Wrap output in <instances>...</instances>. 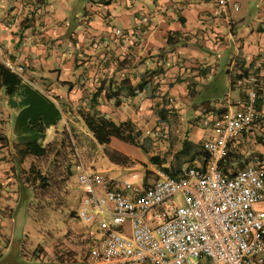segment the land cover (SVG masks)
<instances>
[{"label":"crops","instance_id":"1","mask_svg":"<svg viewBox=\"0 0 264 264\" xmlns=\"http://www.w3.org/2000/svg\"><path fill=\"white\" fill-rule=\"evenodd\" d=\"M0 55L53 104L44 143L61 135L73 138L71 127L85 126L79 111L92 109L114 122L129 119L146 134L164 126L160 120L148 121L164 101L183 127L189 120L183 113L197 112L191 119L195 124L223 108L226 94L241 97L249 81L231 83V77L258 67L263 75L257 81L263 89L259 117L231 142L228 152L241 158L255 154V161L264 165V145L258 140L262 136L264 141V0H228L226 8L217 0H0ZM140 84L142 90L130 96V88ZM120 87L119 96L107 97ZM201 88V98L189 94ZM17 113L0 87V223L2 216L12 217L17 210L18 175L25 165L16 150L21 132L14 128ZM190 130L186 128L182 138L204 144L216 136L209 128L208 134L193 139ZM177 137L167 140L168 147ZM108 147L133 158L137 154V147L117 138H111ZM226 158L223 170L230 175L239 169V161ZM150 168L139 185L150 182ZM255 208L264 211V197ZM75 231L80 241L68 245L77 252L68 262L58 263L52 249H45L35 254L36 264H85L81 243L97 237L88 234V228Z\"/></svg>","mask_w":264,"mask_h":264},{"label":"built area","instance_id":"2","mask_svg":"<svg viewBox=\"0 0 264 264\" xmlns=\"http://www.w3.org/2000/svg\"><path fill=\"white\" fill-rule=\"evenodd\" d=\"M217 3L228 7V0ZM248 81L241 97L225 95L219 116L201 117L216 133L204 143V166L171 175L152 164L153 180L139 185L114 182L78 159L84 196L77 216L102 232L89 243L85 264H264V211L255 208L264 197V165L249 163L230 175L223 170L231 142L259 117L255 79Z\"/></svg>","mask_w":264,"mask_h":264},{"label":"rangeland","instance_id":"3","mask_svg":"<svg viewBox=\"0 0 264 264\" xmlns=\"http://www.w3.org/2000/svg\"><path fill=\"white\" fill-rule=\"evenodd\" d=\"M172 113L173 123L175 122L183 129L178 132V139L172 140L173 143L171 142L172 144L168 147L166 142L161 141V138L156 139L157 135L161 133H157L153 128L150 133L142 135H147L153 140L148 153L137 147V154L134 155V158L125 156L117 150H111L108 145L96 142L83 124L72 126L73 138L68 135L65 137L64 146H59V155L55 162L51 161V157L34 162L49 177L50 180L47 184L44 181H37L32 182V185H24L30 194L26 193L23 197L22 185L25 183L26 175L20 174L21 187L18 188V195L21 200L18 202L17 210L12 217L2 216L1 218L0 264H36L35 254L37 252L41 254L45 252V249L48 251L52 249L58 263H61L62 259L68 262L69 256L77 254L68 246L80 241L76 238L78 236L75 233L77 228H88V234L92 231L95 237H100L102 232L97 229V225L93 221L87 223L79 220L77 216L83 192L77 184V171H73L72 175L68 176L69 172L65 169L66 164L69 163L72 170L74 163L80 159L88 170L100 172L114 182L128 178L139 184L145 176L144 169L152 166L149 156L165 151L167 154L163 155H166V166L171 160L172 154L177 151L182 136H185L186 128L191 129L188 134L193 139L196 135L209 133L210 127L202 125L201 117L197 123H192L193 116L199 115L197 112L186 110L183 113L184 120L191 121V123L189 120L185 121L184 127L181 126L182 123H179L177 113L174 110ZM148 121L156 123L157 118L153 113H150ZM62 153L64 154L62 155ZM29 161L31 160H27L25 165H28ZM117 162L125 166V169L122 170ZM190 165L200 164L185 163L180 169ZM132 172L136 173V178H131ZM148 180L152 181L153 176L149 175ZM175 199L177 203H181L179 195H175ZM90 242L91 236L81 243L80 258L82 260L85 259ZM47 261L50 262V259Z\"/></svg>","mask_w":264,"mask_h":264},{"label":"trees","instance_id":"4","mask_svg":"<svg viewBox=\"0 0 264 264\" xmlns=\"http://www.w3.org/2000/svg\"><path fill=\"white\" fill-rule=\"evenodd\" d=\"M36 1L40 2L41 0ZM168 41L170 42V37H168ZM259 70L260 69H258V67L253 70H248L247 68H245L237 72L233 77H231V83L249 80L250 76L254 77L255 89L257 92V109L263 103V89L260 88L259 82H257L260 81L263 76H260L258 72ZM0 87L3 88V91L8 98V104L11 107H16L18 110V113L15 118L14 128L17 130H21L19 134L20 139L16 143L17 155L19 156L20 160L19 163H21L23 160H25V163L27 160H31L29 161L28 165H24V167L21 168L18 175V188L21 187L20 174L26 175V179L24 181L25 183L22 182V195L23 197H25L24 195L26 193H29L27 192L28 188L25 187L26 185H32V182L37 181H44V183L47 184L50 180L48 179L49 177H47V174L45 172L43 173L41 171V168L36 166V164L34 163L35 160H46L47 158L51 157V161L55 162L56 157L59 155V146H64V140L67 136L61 135L59 139L57 138L48 143L43 142L45 138V130L47 126H49L48 122H50L51 120L49 118V113L53 108V104L49 102V100H47L44 95L34 89L31 85L24 82L22 76L17 71L9 67L2 60L1 55ZM141 90L142 84L130 88L128 94L132 96ZM203 91L204 90H202V88L199 91H194V89H191V91L189 90V94L192 96H195L197 94L201 95L203 94ZM120 92L121 87L114 90L113 93L107 94V97L119 96V94H121ZM218 96L221 95L218 94ZM201 97L202 95L200 96V98ZM167 104L168 103L163 101V105L161 107L153 110V114L156 116L157 120L165 122L164 126L160 127L157 131V133L161 134L157 135L156 137V139L161 138V141L163 142H167L168 139H174V137L178 136L177 125H175V122L173 123L174 119L171 118L174 109L168 107ZM223 110L224 109L221 108L218 111H214L215 115L219 116L223 112ZM79 116L82 118L85 127L92 134L96 142L103 145H108L111 138H117L121 141H124L140 148L145 153H148L149 146L152 144L153 140L147 135L142 136V131L138 129L131 120L128 119L122 122H114L113 120L105 117L103 114L99 113L97 110L94 109L86 112L79 111ZM256 121H254L250 127H252ZM250 127L247 129H250ZM245 132L246 130L242 132L241 136L245 134ZM262 139V136H260V139L258 140L264 145V141ZM2 140L3 138L0 137V141ZM63 154L64 153H62V155ZM240 156L243 155L236 154L234 152H228L226 159L229 162L238 160L240 166L239 168H242L243 166L249 164L248 162L251 161L254 162V164L262 165L260 162L255 161V154H250L246 158H241ZM165 157L166 155L160 156V154L150 155L149 160L152 164L162 166L169 174L176 175L180 170V167L185 163L192 164L195 161H200L201 164H205L208 159V153L204 149L203 143L193 142L187 138H182L180 147L177 149V151L172 154L171 160L166 166ZM76 163L77 161L74 163L72 170L70 169L69 163L66 164L65 169L67 170V172H69L68 176L72 175V172L75 171ZM20 200L21 198L19 199V201ZM62 260V263L66 261L64 259Z\"/></svg>","mask_w":264,"mask_h":264}]
</instances>
